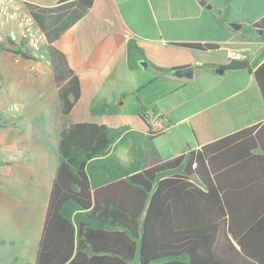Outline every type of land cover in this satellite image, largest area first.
<instances>
[{
    "label": "trees",
    "instance_id": "trees-1",
    "mask_svg": "<svg viewBox=\"0 0 264 264\" xmlns=\"http://www.w3.org/2000/svg\"><path fill=\"white\" fill-rule=\"evenodd\" d=\"M91 3L77 0L79 7ZM81 15L74 9L50 28L34 15L47 40L44 55L63 115L73 109L81 85L52 42ZM251 26L264 30V15ZM178 44L218 48L212 42ZM0 50L37 58L21 41ZM126 50L129 66L143 56L134 37ZM220 68L250 71L264 104V60L252 71L246 58ZM120 133L94 121L61 129L32 264H264V121L147 166L134 161L110 168L107 152ZM100 168L113 174L94 180Z\"/></svg>",
    "mask_w": 264,
    "mask_h": 264
},
{
    "label": "rangeland",
    "instance_id": "rangeland-1",
    "mask_svg": "<svg viewBox=\"0 0 264 264\" xmlns=\"http://www.w3.org/2000/svg\"><path fill=\"white\" fill-rule=\"evenodd\" d=\"M203 1L218 9L211 13L204 12L202 16L196 14L193 17L177 19L176 16L180 14H177L174 8L171 15L173 19L165 17V21H159V28L156 26L154 36H163L167 41L189 36H206L211 33L208 28L215 27L219 20L226 22V19L244 18L248 21L264 15V0H201ZM189 5L188 14H194L196 11L192 0H189ZM250 29L246 23L232 33L238 38L248 39L254 34ZM147 40L149 39L143 37L137 42L143 56H136L133 60V70L119 72L118 77L105 86L107 98H111L114 106L112 113L117 123V126L110 129L120 132L124 129L132 131V135H126L117 143L115 156L119 154L122 159L130 161L137 157L140 150L146 156L147 162L156 153L162 157L177 154L181 144H184L183 138L190 143L195 142L191 122L198 118L194 112L202 105L217 101L219 106L229 105L228 103H236L238 107L244 105L238 110L229 107L228 113L235 126L250 122L251 118L258 119L264 113V104L255 81L253 80L247 91L241 90L248 82V70L212 76L194 74L190 79L177 78L171 75L174 68L169 65L171 60L155 50ZM251 47L255 48L254 45ZM38 51L44 54V46ZM191 51L202 55L223 53L218 50ZM13 59L12 56L0 52V104L4 102L0 108V118L22 116L23 120L20 119L18 124L26 127L32 137L27 150L22 148L21 143L13 150H5L7 157L14 156V160L7 167L2 166L0 170V264H32L56 158L50 137H53V132L48 130L51 122L62 121V124H65L71 120V116L60 114L58 106H55L53 111L51 104L48 106L47 115L42 111L41 103H29L23 110L21 106L24 100L30 101L32 96L37 95V91L43 89L47 102L53 104V88L47 78L44 83L42 80L31 83L19 77L16 72L20 69L15 72L11 70ZM42 59L46 60L45 55ZM248 59L253 64L251 55ZM142 61L147 62V66H144ZM212 79L220 80L221 85L218 86ZM182 83L186 85L180 87L179 84ZM210 84H215L216 87L211 89L208 87ZM10 105L18 109L8 110L7 106ZM95 107L97 113L94 115L99 116L104 110L108 112L102 103L96 104ZM246 108L248 117L245 116ZM153 109L163 116L166 125V132L155 137L147 135L146 131L137 125L138 120L141 121L140 113L142 115L145 111ZM185 116H189L188 120L178 121ZM45 126L47 131L43 130ZM25 151L28 153L27 157H30L25 163L29 165L27 169L21 166ZM122 165L128 166L124 162Z\"/></svg>",
    "mask_w": 264,
    "mask_h": 264
},
{
    "label": "crops",
    "instance_id": "crops-1",
    "mask_svg": "<svg viewBox=\"0 0 264 264\" xmlns=\"http://www.w3.org/2000/svg\"><path fill=\"white\" fill-rule=\"evenodd\" d=\"M192 1L194 4V10L196 11L194 14H188L190 8L189 0H92L91 5L85 8L83 6L79 7L77 0H25L27 8L34 15L36 14L43 19L48 28H50V25L52 27L53 24L57 23L59 18L66 20L70 11H73L74 9L82 10V15L68 28L62 31L52 42L55 47L65 53L68 63L77 74L81 85V95L79 99L76 101L71 112L68 115H64L71 116V120L66 121L65 124H62V121L59 123L56 121L50 123L51 127L48 131L53 132V137H50L55 151L59 136L58 133L61 128L66 126L69 122L95 120L97 123H103L109 128L117 126L112 113L114 106L111 103V98H107L105 86L116 79L119 72L122 71L125 73L126 69L130 71L135 67L134 61L131 63L132 66H129L127 63L128 57L126 43L130 37L136 38V42L143 37L149 39L147 40L149 42L148 44L171 60L169 65L172 67L192 65L193 75H224L230 72L235 73L246 70L223 69V72H220V65L226 64L233 59L228 56L231 51H244L246 59L251 55L253 64L248 59L251 65V71L262 60H264V30L259 33L256 28L251 26V23L257 19L248 21L244 18H240L239 20L226 19V22L219 20L215 27L212 26L208 28L211 33L206 36H189L174 41H167L163 36L161 38L154 36L156 26L159 28V21H165V17L173 19L171 15L174 12V8L177 10L176 13L180 14L179 16H176L177 19L193 17L196 14L202 16L204 12L211 13L218 9L207 1ZM208 5L211 9L207 8ZM229 22L240 24L241 26L238 29L242 28L243 25L247 23L254 34L252 33L248 39L238 38L232 33V31L236 29L230 27L228 25ZM10 28L16 29V26L14 24H7L1 29V33H6ZM186 41L216 43L218 45L217 50L222 51L223 53L222 55H202L199 53H193L191 50L194 49L178 44ZM45 43L47 44V40ZM251 45H254L255 48L251 47ZM0 52L8 54L14 58L12 60L13 67L11 70L15 72L20 69L16 72L19 77L31 83L32 81L35 83L39 80H42L44 83V79L47 78V82L50 84V87L53 88V104L47 102L46 97H44L46 92L43 89L42 91H37V95L32 96L30 101L24 100L21 106L23 110L26 109V106L29 103H41V109L45 115H47V111L49 110V104H51L54 111L55 106H58V103L56 87L53 82L52 71L48 61L39 57L36 59H26L20 55L5 52L3 50H0ZM248 76V82L246 86L241 89L242 91H247V88L254 80L250 71H248ZM213 81H215L218 86L221 85L220 80ZM185 85L186 83L179 84L180 87H184ZM208 87L213 89L216 86L215 84H210ZM228 97L229 95L226 96V98ZM217 102L202 105L200 109H197L194 112L195 114L197 113L198 116V118L191 122L195 142L190 143L186 138H183L185 145L181 144L179 147L180 150L177 154L185 151L188 147H199L204 143L213 141L240 128L264 121L263 113L258 119L251 118L250 122H242L243 124L240 126H235L231 122L228 113L229 107L238 110L239 108L242 109L244 105L238 107L236 103H228L229 105L224 104L219 106ZM99 103H102L103 105L107 104L108 107H106V109L108 112L104 110L102 114L97 116L94 115L97 113L95 105ZM0 105V108H2L4 102ZM38 109H40V106H38ZM156 112L160 115L158 111ZM143 114H145V112ZM189 116H185L178 121L184 122L188 120ZM245 116L248 117L247 108L245 110ZM160 117L164 127L163 131L156 133V136L166 132V125L163 116L160 115ZM0 119L1 170L2 166L7 167L10 162L14 160V156L7 157L5 150L8 148L13 150L19 143L24 145H22L24 150H27L29 143L31 142L32 134L26 127L18 124L20 119L23 120L22 116L14 117L11 115L9 117H1ZM140 120L141 121L138 120V127L144 129L147 135L152 136L147 121H144L141 117ZM43 130L47 131L46 126ZM126 135H132V131L125 129L121 131L120 136L114 141L107 152V156L113 160V162L109 163L110 168L114 167V163L121 166L124 162L129 166L130 163L134 161H138L139 165L143 164L147 166L158 160L177 155L175 153L162 157L159 153H156L146 162V156L139 150L137 157L135 156L132 160L126 161L118 156L119 154H116V156L114 155L117 143L121 142ZM26 154L28 153L25 151V155L21 159V166H24L27 169L29 165L25 163L30 157H27ZM57 162L58 155L56 151L55 163L49 180L50 182L53 178ZM121 167L125 168L127 166L122 165ZM110 168L109 170L100 168L96 171L94 180L113 174L112 171H110ZM94 180L92 178V181Z\"/></svg>",
    "mask_w": 264,
    "mask_h": 264
},
{
    "label": "built area",
    "instance_id": "built-area-1",
    "mask_svg": "<svg viewBox=\"0 0 264 264\" xmlns=\"http://www.w3.org/2000/svg\"><path fill=\"white\" fill-rule=\"evenodd\" d=\"M7 24H14L16 29L10 28L6 33H1V29ZM20 41L32 50L34 56L44 58V54L38 49L46 45V38L33 13L27 8L25 0H0V45ZM228 56L233 59H244L246 54L239 50L229 52ZM16 109L14 105L8 106V110ZM144 117L151 132L163 131L164 125L156 111H145Z\"/></svg>",
    "mask_w": 264,
    "mask_h": 264
},
{
    "label": "water",
    "instance_id": "water-1",
    "mask_svg": "<svg viewBox=\"0 0 264 264\" xmlns=\"http://www.w3.org/2000/svg\"><path fill=\"white\" fill-rule=\"evenodd\" d=\"M228 25L234 29H238L241 25L237 23L229 22ZM259 33L263 31V29L256 28ZM144 66H147V62L142 61ZM220 72H223V68H219ZM171 75L177 78H185L190 79L193 76V66L192 65H185V66H178L174 67L171 71Z\"/></svg>",
    "mask_w": 264,
    "mask_h": 264
}]
</instances>
